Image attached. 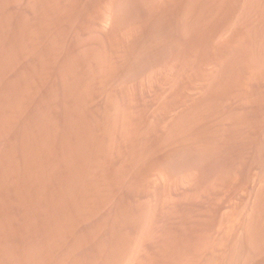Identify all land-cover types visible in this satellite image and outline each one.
<instances>
[{
  "label": "rangeland",
  "instance_id": "374dc122",
  "mask_svg": "<svg viewBox=\"0 0 264 264\" xmlns=\"http://www.w3.org/2000/svg\"><path fill=\"white\" fill-rule=\"evenodd\" d=\"M0 264H264V0H0Z\"/></svg>",
  "mask_w": 264,
  "mask_h": 264
}]
</instances>
